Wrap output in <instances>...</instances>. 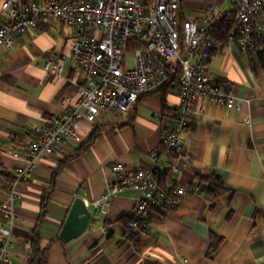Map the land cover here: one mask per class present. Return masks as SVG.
Returning <instances> with one entry per match:
<instances>
[{
    "label": "crops",
    "instance_id": "1",
    "mask_svg": "<svg viewBox=\"0 0 264 264\" xmlns=\"http://www.w3.org/2000/svg\"><path fill=\"white\" fill-rule=\"evenodd\" d=\"M179 5L181 18L210 6L231 23L235 8L234 0ZM232 26L225 40H216L208 66L213 79L242 99L241 109L196 95L184 132L190 160L179 159L177 170L162 180L168 189L179 183L189 192L172 209L156 207L150 227L131 229L133 236L124 220L141 197L139 189L113 196L106 213L94 201L111 188L114 163L152 165V150L160 161L176 156L160 134L177 125L178 86L141 95L126 113L81 121L79 138L40 158L10 202L5 185L24 162L12 152L24 154L38 128L76 95L73 79L84 84L86 78L71 56L77 31L58 18L41 20L13 47H0V225L12 229V264H264V41L241 49L229 38ZM55 55L63 56L61 75L50 70ZM214 177L221 187L215 194ZM78 197L92 216L82 234L66 240L61 229ZM7 212L14 213V223L6 221Z\"/></svg>",
    "mask_w": 264,
    "mask_h": 264
},
{
    "label": "built area",
    "instance_id": "2",
    "mask_svg": "<svg viewBox=\"0 0 264 264\" xmlns=\"http://www.w3.org/2000/svg\"><path fill=\"white\" fill-rule=\"evenodd\" d=\"M234 4L229 38L241 49L262 43L264 0H234ZM0 13V47L4 48L13 47L20 35L43 19L58 18L74 27L77 36L71 56L86 78L84 84L73 79L76 95L68 96L63 111L38 128L27 151L12 152L24 162L5 185L10 202L18 196L16 185L31 178L40 158L51 155L64 140L79 138L81 121L93 123L99 116L111 118L126 113L141 95L158 90L177 74V125L162 129L160 134L164 148L176 156L160 161L152 150V165L132 168L114 163L111 188L94 201L96 208L106 213V204L113 196L125 189H139L141 197L127 224L134 230L148 229L156 207L172 209L189 192L179 183L168 189L162 180L177 170L179 159L190 160L189 153L183 152L184 132L196 95L241 109L242 99L209 72L208 60L216 44L213 31L221 19L210 6L181 18L179 0H3ZM50 70L61 75L63 56H52ZM244 120L248 123L249 116ZM15 218L14 213H5L11 224ZM11 238V227L1 224L0 264H12Z\"/></svg>",
    "mask_w": 264,
    "mask_h": 264
},
{
    "label": "water",
    "instance_id": "3",
    "mask_svg": "<svg viewBox=\"0 0 264 264\" xmlns=\"http://www.w3.org/2000/svg\"><path fill=\"white\" fill-rule=\"evenodd\" d=\"M91 216L92 211L85 204L84 199L80 197L76 198L64 222L60 235L66 240L79 236L87 228Z\"/></svg>",
    "mask_w": 264,
    "mask_h": 264
},
{
    "label": "trees",
    "instance_id": "4",
    "mask_svg": "<svg viewBox=\"0 0 264 264\" xmlns=\"http://www.w3.org/2000/svg\"><path fill=\"white\" fill-rule=\"evenodd\" d=\"M232 26L231 23V19L230 17H225L223 18L220 23L218 24V26L215 28V30L213 31V35L215 37L216 40H225L227 37L228 32L230 31V28ZM176 80H177V74H174L172 76V78L170 79V81H168L166 84H176ZM165 85V84H164ZM216 179L215 182L211 183V184H215V185H211V191H214L212 193L215 194V192L217 193L219 191V189H221L220 185H219V178L218 177H214ZM218 181V183H216ZM127 226V231L131 232V235H134V231L131 230V228L128 227L127 225V220H124Z\"/></svg>",
    "mask_w": 264,
    "mask_h": 264
},
{
    "label": "rangeland",
    "instance_id": "5",
    "mask_svg": "<svg viewBox=\"0 0 264 264\" xmlns=\"http://www.w3.org/2000/svg\"><path fill=\"white\" fill-rule=\"evenodd\" d=\"M132 56L131 54L128 56V63L131 64Z\"/></svg>",
    "mask_w": 264,
    "mask_h": 264
}]
</instances>
